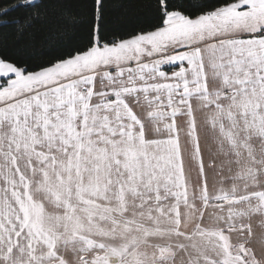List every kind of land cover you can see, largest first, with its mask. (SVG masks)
<instances>
[{"label":"snow or ice","instance_id":"1","mask_svg":"<svg viewBox=\"0 0 264 264\" xmlns=\"http://www.w3.org/2000/svg\"><path fill=\"white\" fill-rule=\"evenodd\" d=\"M10 24L0 264H264V0H4Z\"/></svg>","mask_w":264,"mask_h":264},{"label":"trees","instance_id":"2","mask_svg":"<svg viewBox=\"0 0 264 264\" xmlns=\"http://www.w3.org/2000/svg\"><path fill=\"white\" fill-rule=\"evenodd\" d=\"M0 2H4V0H0ZM121 2V0H110L112 5H117ZM114 12L118 11V9L113 8ZM15 16H23V13H15ZM11 19L10 17L8 18ZM30 39L29 35L25 33L21 38L20 42H27ZM0 41H6L10 46L15 45L17 43V32L16 26L14 24H10L7 28H0Z\"/></svg>","mask_w":264,"mask_h":264}]
</instances>
